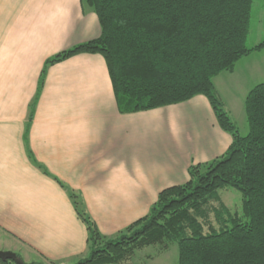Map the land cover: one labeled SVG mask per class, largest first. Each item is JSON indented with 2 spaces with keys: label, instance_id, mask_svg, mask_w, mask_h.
Returning a JSON list of instances; mask_svg holds the SVG:
<instances>
[{
  "label": "crops",
  "instance_id": "obj_1",
  "mask_svg": "<svg viewBox=\"0 0 264 264\" xmlns=\"http://www.w3.org/2000/svg\"><path fill=\"white\" fill-rule=\"evenodd\" d=\"M100 34L85 0H0V250L24 264H75L89 254L70 191L99 231L115 236L233 140L204 94L121 112L101 53L47 63ZM224 72L214 78L221 96ZM224 103L236 122L233 101Z\"/></svg>",
  "mask_w": 264,
  "mask_h": 264
},
{
  "label": "trees",
  "instance_id": "obj_2",
  "mask_svg": "<svg viewBox=\"0 0 264 264\" xmlns=\"http://www.w3.org/2000/svg\"><path fill=\"white\" fill-rule=\"evenodd\" d=\"M101 34L48 59L101 53L121 112L150 109L204 94L233 140L216 159L194 164L184 183L162 189L150 211L115 236H105L70 191L85 222L89 254L75 264H124L150 245H178L177 264H264V82L248 92L249 125L242 135L214 83L244 56L253 0H85ZM44 80V72L39 90ZM34 105L31 107L32 119ZM242 193L243 212L232 211L219 190ZM2 264H16L1 260ZM26 264H44L33 261Z\"/></svg>",
  "mask_w": 264,
  "mask_h": 264
},
{
  "label": "rangeland",
  "instance_id": "obj_3",
  "mask_svg": "<svg viewBox=\"0 0 264 264\" xmlns=\"http://www.w3.org/2000/svg\"><path fill=\"white\" fill-rule=\"evenodd\" d=\"M264 40V0H253L250 30L247 45L252 47ZM255 52V53H254ZM264 82V47L241 58L230 72H224L219 78V89L227 103L233 101V113L236 124L242 135L249 131L244 102L251 88ZM245 94V96H244ZM225 104V103H224ZM236 105L238 107H236ZM222 200L232 210L242 214V193L233 186H226L219 190ZM178 245L167 242L164 245H150L137 250L135 255L124 264H177Z\"/></svg>",
  "mask_w": 264,
  "mask_h": 264
},
{
  "label": "water",
  "instance_id": "obj_4",
  "mask_svg": "<svg viewBox=\"0 0 264 264\" xmlns=\"http://www.w3.org/2000/svg\"><path fill=\"white\" fill-rule=\"evenodd\" d=\"M1 260H13L16 264H24L21 257H19L15 252L11 250H0Z\"/></svg>",
  "mask_w": 264,
  "mask_h": 264
}]
</instances>
